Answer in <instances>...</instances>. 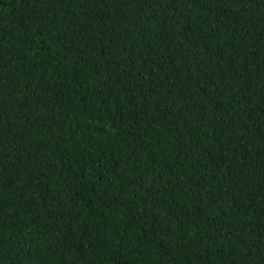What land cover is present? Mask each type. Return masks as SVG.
<instances>
[{
  "label": "trees",
  "instance_id": "1",
  "mask_svg": "<svg viewBox=\"0 0 264 264\" xmlns=\"http://www.w3.org/2000/svg\"><path fill=\"white\" fill-rule=\"evenodd\" d=\"M0 264H264V0H0Z\"/></svg>",
  "mask_w": 264,
  "mask_h": 264
}]
</instances>
